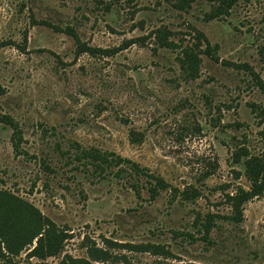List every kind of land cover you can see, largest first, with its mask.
Listing matches in <instances>:
<instances>
[{
	"label": "rangeland",
	"instance_id": "obj_1",
	"mask_svg": "<svg viewBox=\"0 0 264 264\" xmlns=\"http://www.w3.org/2000/svg\"><path fill=\"white\" fill-rule=\"evenodd\" d=\"M174 1L0 0V120L21 129L16 153L13 128L0 121V217L19 218L25 238L40 228L7 205L11 192L68 233L56 255L29 260L26 248L0 264H264V193L244 204L241 221L229 217V195L251 186L245 157L233 154L264 156V0H239L213 20L209 0L184 10ZM67 27L100 48L143 39L112 56L77 54ZM158 28L183 47L195 29L208 37L197 78L182 68L181 47L157 43ZM80 147L130 158L172 188L152 200L139 176V195L118 167L79 160ZM90 243L112 257L94 260Z\"/></svg>",
	"mask_w": 264,
	"mask_h": 264
},
{
	"label": "trees",
	"instance_id": "obj_2",
	"mask_svg": "<svg viewBox=\"0 0 264 264\" xmlns=\"http://www.w3.org/2000/svg\"><path fill=\"white\" fill-rule=\"evenodd\" d=\"M196 0H175L173 5L178 9H189L193 2ZM213 3L210 11L206 12L205 18L207 20L218 19L224 16H228L232 8L238 3L239 0H209ZM62 29V28H59ZM195 35V42L192 45L179 46L173 39H171L172 31L167 28H158L155 33L157 43L162 47L175 48L181 47V66L186 71L187 76L190 78H197L200 73V54L202 51L203 44L207 47L210 45L208 37L197 29ZM62 31L73 36L77 44V54L88 52L92 55L102 54L107 56L115 55L121 50L128 48L132 44L141 41L143 38H131L123 42L120 46L113 48H100L88 45L83 42L79 35L72 27L64 28ZM261 54L264 55V43L260 49ZM264 88V84H262ZM4 89L0 85V94ZM0 121H4L11 125L13 128L12 143L16 153H20L19 140L21 135V129L19 123L13 118L7 116ZM134 134V132H133ZM134 139V136H133ZM136 139V136H135ZM79 160H84L87 166H92L94 171L103 172L106 170L113 171L114 167H118L116 171L117 175H125L130 178V183L133 189L140 195V184L137 181L139 176H144L147 179V188L150 192L152 200L160 194L162 190L172 188L162 176L157 175L150 171L146 166H142L140 163L131 160L130 158L116 155L113 152L102 151L95 147L82 148L80 147ZM244 158L245 174L251 182L249 189L240 187L236 194L229 195V200L232 204L233 213L229 216L232 220L239 222L244 217L243 206L253 198L260 196L264 193V156L253 155L248 150L237 151L233 154L234 161L239 162ZM176 193L182 195L186 199H193L199 194L196 190H185L181 191L178 188H174ZM6 192V191H4ZM7 205L19 204L26 210L31 212L35 216L40 224V228L32 233V237L25 238L28 234L24 232L22 223L19 222V218L15 215L4 218L0 217V261H12V258L20 255L21 251L28 249L27 257L30 258L37 256L39 258H46L48 256L58 254L62 247L63 241L68 237V233L65 230L58 228L57 224L53 222L49 217L44 216L38 209L28 203V201L12 194L6 195ZM12 201V202H11ZM214 214H209L202 227L204 229L203 238H207V234L211 231L214 226L215 220L213 219ZM45 226V227H44ZM44 230V231H43ZM194 238L193 235L190 234ZM36 239V245L34 241ZM30 245H34L32 248ZM88 248L90 256L94 260L107 261L112 255L111 253L95 244H85ZM31 249V250H30ZM145 251H152L153 253H160L158 246L155 244L145 245ZM80 262V260H79ZM88 262V261H86ZM26 264H37L34 262H28ZM59 264H67L65 261ZM79 264V263H77ZM180 264H195V263H180Z\"/></svg>",
	"mask_w": 264,
	"mask_h": 264
}]
</instances>
